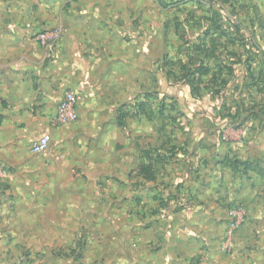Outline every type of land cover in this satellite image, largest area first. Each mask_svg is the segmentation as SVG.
<instances>
[{
    "label": "rangeland",
    "instance_id": "1",
    "mask_svg": "<svg viewBox=\"0 0 264 264\" xmlns=\"http://www.w3.org/2000/svg\"><path fill=\"white\" fill-rule=\"evenodd\" d=\"M158 2L150 31L149 25L142 28L143 14L138 20L137 14L127 11L122 18L133 20L134 32L151 40L141 46L152 55L150 62H142L143 94L150 90L153 103L164 98L165 105L177 107V101L167 96L172 93L183 109L176 108L171 117H189L193 130L209 125L208 134L219 143L240 141L234 149L237 154L221 158L230 169L226 180L209 178L205 183L204 211L216 222L196 221L204 203L188 211L195 215L188 225L199 234L187 236L185 242L198 241L202 252L172 264H264V0ZM218 24L222 30L214 31ZM52 29L60 30V37L63 34L60 26ZM153 34L156 40L149 38ZM202 37L216 43L206 51L208 72L194 84L199 92L195 96L179 67ZM226 64L235 70L234 76L220 73L219 67ZM148 66L150 81L145 74ZM217 113L231 118L238 128L213 125L219 123ZM77 120L58 126L44 153L34 154L18 143L13 148L0 143V264L137 262L139 229L153 224L147 215L153 208L148 201L140 210L131 199L124 203L119 134L113 135V142L103 141L101 126L80 125ZM159 121V136L180 133L165 126L168 118ZM2 128L0 123V132ZM235 159L242 163L240 168L230 166ZM96 206L103 209L106 221L91 216ZM231 209H240V214L231 217ZM144 233L149 237L150 231Z\"/></svg>",
    "mask_w": 264,
    "mask_h": 264
},
{
    "label": "crops",
    "instance_id": "2",
    "mask_svg": "<svg viewBox=\"0 0 264 264\" xmlns=\"http://www.w3.org/2000/svg\"><path fill=\"white\" fill-rule=\"evenodd\" d=\"M66 2L70 6L65 7L67 11L63 10ZM158 6V0H0V143L30 148L42 134L50 139L58 127L52 117L63 92L67 88L75 90L79 99L77 122L101 126L103 141L113 142V135L119 134L124 203L131 199L135 210H140L148 201L153 208L147 214L153 224L139 229L135 264L189 261L190 256L202 252L198 241L185 242L187 236L199 234L188 225L195 218L188 211L204 203L196 221L201 225L216 222L204 211L208 197L205 183L209 178L219 183L226 180L230 169L221 160L227 154H237L234 149L240 145V141H215L208 134L209 125L198 126L202 130L198 132L189 117H171L176 108L183 109L176 95L167 96L178 106L163 103L159 113V103H153L151 91L143 94L142 62H150L152 55L143 52L141 46L150 45L151 40L134 32L133 20L122 18L127 11L137 14L138 20L143 14L142 28L149 25L150 31ZM58 26L63 34L56 47L47 51L34 37ZM125 31H129L130 40L125 39ZM149 38H155L154 34ZM145 74L150 81L151 67ZM141 100L147 101L153 112L149 119L136 110ZM119 112L126 113L122 127L115 122ZM216 115L219 123L213 125L229 123L238 128L231 118ZM165 118L169 120L165 126L180 133L159 136V119ZM262 127L264 133V122ZM140 165L149 166L153 179L146 177ZM91 211L97 222L107 220L98 206Z\"/></svg>",
    "mask_w": 264,
    "mask_h": 264
},
{
    "label": "trees",
    "instance_id": "3",
    "mask_svg": "<svg viewBox=\"0 0 264 264\" xmlns=\"http://www.w3.org/2000/svg\"><path fill=\"white\" fill-rule=\"evenodd\" d=\"M221 25L218 24L217 27H215L214 31H218V30H222L221 29ZM221 34V33H220ZM216 42L214 41V39H209L208 43L206 42V39L204 37L201 38L200 42L198 44H194L193 47L196 49L195 52L188 54V59L186 58L185 61H183L179 67V70L182 73L181 78L184 79L185 81H187L190 86H191V92L192 94H194L195 96H199V92H196L198 89L196 87V85H194L195 83H200L201 78L207 74L208 72V64L210 62V57L207 56L206 51L209 50L210 46H214L213 44H215ZM203 53V54H202ZM204 60H207V62H204ZM227 66V70H224V68H226ZM220 73L223 71H226V73L223 76H234L235 74V70L231 67V65H223L221 67H219ZM224 84V82H223ZM161 103V104H160ZM164 103V99H160L159 101V106H158V112L161 113L162 112V105ZM136 110L137 112L144 114L146 118H151L152 116V110L150 109V106H148L147 101H143L141 100L139 103H136ZM126 113L124 112H119L118 116L116 117V124L119 127H122L125 125L124 122V117H125ZM242 163L237 161V159H235L233 161V164L230 165L232 167L236 168H240L239 166ZM140 169L141 171L145 172L146 177L149 179H153L152 174L149 172V166H142L140 165ZM245 169V168H244ZM243 169V170H244Z\"/></svg>",
    "mask_w": 264,
    "mask_h": 264
},
{
    "label": "built area",
    "instance_id": "4",
    "mask_svg": "<svg viewBox=\"0 0 264 264\" xmlns=\"http://www.w3.org/2000/svg\"><path fill=\"white\" fill-rule=\"evenodd\" d=\"M60 34V30L58 29H49L37 33L34 38L40 46L50 51L56 46ZM78 100V94L75 90L70 88L65 89L52 117V122L55 126L69 125L77 120ZM49 143V135L42 134L31 143L30 150L34 154L44 153L48 149ZM229 214L231 217H235L240 214V209H231Z\"/></svg>",
    "mask_w": 264,
    "mask_h": 264
}]
</instances>
